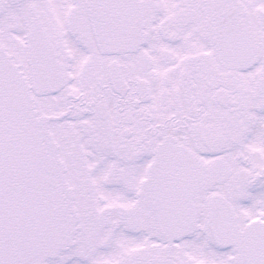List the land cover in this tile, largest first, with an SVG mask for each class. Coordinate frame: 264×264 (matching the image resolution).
<instances>
[{
	"label": "snow or ice",
	"instance_id": "snow-or-ice-1",
	"mask_svg": "<svg viewBox=\"0 0 264 264\" xmlns=\"http://www.w3.org/2000/svg\"><path fill=\"white\" fill-rule=\"evenodd\" d=\"M0 264H264V0H0Z\"/></svg>",
	"mask_w": 264,
	"mask_h": 264
}]
</instances>
